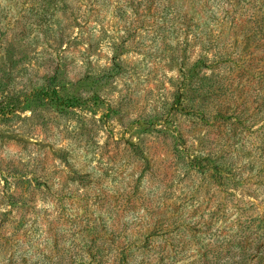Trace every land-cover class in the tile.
I'll list each match as a JSON object with an SVG mask.
<instances>
[{
    "label": "rangeland",
    "instance_id": "1",
    "mask_svg": "<svg viewBox=\"0 0 264 264\" xmlns=\"http://www.w3.org/2000/svg\"><path fill=\"white\" fill-rule=\"evenodd\" d=\"M263 218L264 0H0V264H259Z\"/></svg>",
    "mask_w": 264,
    "mask_h": 264
},
{
    "label": "trees",
    "instance_id": "2",
    "mask_svg": "<svg viewBox=\"0 0 264 264\" xmlns=\"http://www.w3.org/2000/svg\"><path fill=\"white\" fill-rule=\"evenodd\" d=\"M217 109L219 110V114L217 115V130L219 129L222 133L226 132V135H229L230 132L238 133L242 130L241 112L238 108L234 111L219 103ZM228 130L230 132H227ZM229 168L230 179H235L240 176L239 173L234 172L232 167ZM252 223V226L244 230L241 236H238L231 242V249L238 251L239 255L243 257L242 260H250L255 257L256 262L264 264V218L258 224L256 221H252Z\"/></svg>",
    "mask_w": 264,
    "mask_h": 264
}]
</instances>
